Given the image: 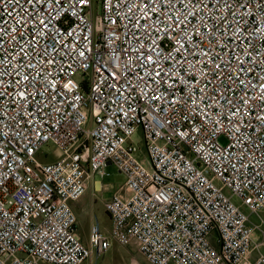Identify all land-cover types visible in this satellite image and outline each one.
Instances as JSON below:
<instances>
[{
    "label": "built area",
    "instance_id": "1",
    "mask_svg": "<svg viewBox=\"0 0 264 264\" xmlns=\"http://www.w3.org/2000/svg\"><path fill=\"white\" fill-rule=\"evenodd\" d=\"M109 164L111 227L85 243L70 202ZM226 187L264 211V0H0V264L116 243L150 264H264Z\"/></svg>",
    "mask_w": 264,
    "mask_h": 264
},
{
    "label": "rangeland",
    "instance_id": "2",
    "mask_svg": "<svg viewBox=\"0 0 264 264\" xmlns=\"http://www.w3.org/2000/svg\"><path fill=\"white\" fill-rule=\"evenodd\" d=\"M96 9L100 11L101 5L100 3L96 4ZM135 144L139 145L141 147V150L139 151V156L144 157L145 155V145L146 143L142 140L141 135L137 134L135 138ZM224 141V139H221ZM50 148H44L46 150H51ZM42 159L44 161L48 160V154L44 153L42 154ZM107 175L104 177L98 175L97 179L101 180V182L104 184V190L103 194L101 195L103 200L105 199H111L115 192L119 190L120 186L123 184L124 176L119 171V168L116 164H109L106 167ZM97 181V180H96ZM219 186H221V183L219 181L216 182ZM224 192L232 197V200L243 210H246L250 213L249 210L245 206H243L242 201L239 197L232 195V191L229 187L224 188ZM93 200H97L99 198L98 196L91 195ZM81 203L83 206L88 209L90 212L93 220L97 221L99 225L101 226L102 230L108 231L111 227V220L109 219V216L105 210H103L100 214L98 212V218H96V212L94 208L91 206L90 201L88 200L87 194H82L80 197ZM250 224L255 228L254 232V239L256 242L261 241L264 239V211H260L259 213L251 212L250 214ZM80 219L77 223L78 226V232L81 236L85 238H88V231L90 229V221L87 214L80 212ZM261 217L263 218V222H261ZM263 223V224H262ZM257 225V226H255ZM252 242V248L257 251L256 248V242ZM264 250V247L262 248ZM83 264H150L145 255L136 247H126L122 246L118 243H116L113 248L108 250L105 254L97 255L93 254L88 260H86Z\"/></svg>",
    "mask_w": 264,
    "mask_h": 264
},
{
    "label": "crops",
    "instance_id": "3",
    "mask_svg": "<svg viewBox=\"0 0 264 264\" xmlns=\"http://www.w3.org/2000/svg\"><path fill=\"white\" fill-rule=\"evenodd\" d=\"M97 176L96 175L95 177L92 178L91 180V184H92V189L90 188L86 194H87V197H88V200L90 201V204L91 206L94 208L95 212H96V218H98V212H101L103 210H105V201L108 200V199H105L103 200V198H101L102 194H103V190H104V184L101 182V180L97 179ZM104 177V176H103ZM97 180V181H96ZM118 191V190H117ZM116 191V192H117ZM91 195H96L98 196L99 198H97V200H93L92 196ZM71 205L73 207V209L75 210L76 214H77V217H78V222H79V219H80V212L82 211L83 213L87 214L88 217H89V221H90V224L91 225V222L95 221L93 220L90 212L88 211V209H86L85 206L82 205V203L79 201V200H71ZM77 222V223H78ZM77 232H78V226H77ZM80 238L85 242V243H89V238H90V229L88 231V238H85L83 236L80 235V233L78 232Z\"/></svg>",
    "mask_w": 264,
    "mask_h": 264
},
{
    "label": "trees",
    "instance_id": "4",
    "mask_svg": "<svg viewBox=\"0 0 264 264\" xmlns=\"http://www.w3.org/2000/svg\"><path fill=\"white\" fill-rule=\"evenodd\" d=\"M107 214H108V212H107Z\"/></svg>",
    "mask_w": 264,
    "mask_h": 264
}]
</instances>
